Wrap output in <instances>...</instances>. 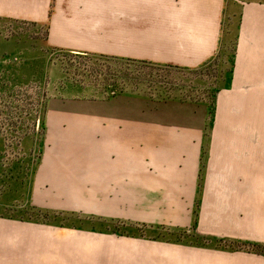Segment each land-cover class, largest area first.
Returning <instances> with one entry per match:
<instances>
[{
	"label": "crops",
	"instance_id": "crops-1",
	"mask_svg": "<svg viewBox=\"0 0 264 264\" xmlns=\"http://www.w3.org/2000/svg\"><path fill=\"white\" fill-rule=\"evenodd\" d=\"M227 7V0H0V17L47 23L49 44L74 53L194 70L218 53ZM237 47L207 146L203 115L190 120L187 106L170 104L149 106L142 116L148 105L134 94L59 109L49 135L58 144L71 138L91 144L85 183L148 198L141 222L190 226L195 209L205 234L264 242V157L242 135V120L251 125L246 98L264 95V3L242 9ZM56 172L54 181H62L52 191L71 190L63 187L67 173ZM162 203L176 209L164 219L151 210ZM15 224L0 223V264H27L28 237ZM167 243L163 259L152 264H264L263 255Z\"/></svg>",
	"mask_w": 264,
	"mask_h": 264
},
{
	"label": "rangeland",
	"instance_id": "rangeland-1",
	"mask_svg": "<svg viewBox=\"0 0 264 264\" xmlns=\"http://www.w3.org/2000/svg\"><path fill=\"white\" fill-rule=\"evenodd\" d=\"M257 2L264 0H227L220 49L194 70L74 53L49 44L47 23L0 17V223H16L28 237L27 264H152L163 259L167 242L264 256V242L201 232L195 209L190 226L139 221L150 210L148 198L136 200L132 192L102 191L100 183H85L91 144L72 138L58 144L49 135L57 110L108 100L105 80L119 72L130 80H119L117 87L148 105L142 116L149 106L170 104L187 106L190 120L203 115L207 146L219 96L231 86L242 9ZM246 101L251 125L242 120V135L251 137L254 150L264 157V95ZM48 160L67 167L47 166ZM54 170L67 173L63 187L71 190L52 191L62 181H54ZM168 206L162 203L152 214L164 219L171 208L176 210Z\"/></svg>",
	"mask_w": 264,
	"mask_h": 264
},
{
	"label": "trees",
	"instance_id": "trees-1",
	"mask_svg": "<svg viewBox=\"0 0 264 264\" xmlns=\"http://www.w3.org/2000/svg\"><path fill=\"white\" fill-rule=\"evenodd\" d=\"M101 57H104V58H107V59H116V58H110V57H105V56H101ZM116 60H119V59H116ZM130 62H139V61H130ZM141 63L150 64V63H146V62H142V61H141ZM150 65H154V64H150ZM109 79L112 80V81H108V80L106 81L105 80V82H106L105 86L110 88V92H111L108 99L116 97L118 95H122V94H132V93H127L126 90L120 89V87H117L118 85H120V84H118L119 80H122V81H126L127 80L128 81V80H130L129 77H121L119 75V72H118V74L117 73H115L113 75L111 74L109 76ZM107 83H109V84H107ZM135 95L139 96L138 94H135Z\"/></svg>",
	"mask_w": 264,
	"mask_h": 264
}]
</instances>
